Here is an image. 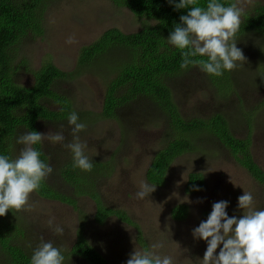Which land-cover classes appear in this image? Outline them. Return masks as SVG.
I'll return each instance as SVG.
<instances>
[{
    "label": "rangeland",
    "instance_id": "rangeland-1",
    "mask_svg": "<svg viewBox=\"0 0 264 264\" xmlns=\"http://www.w3.org/2000/svg\"><path fill=\"white\" fill-rule=\"evenodd\" d=\"M255 4L264 5V0H242L244 12ZM42 23L40 35L27 34L20 39L18 58L26 59L30 68L35 70L50 60L69 74L55 81L53 90L67 97L73 108L86 116L79 121L87 126L79 133L80 140L87 143L85 154L92 162H109L112 168L108 174L91 180L94 189L106 207L125 212L136 226L115 216L99 224L94 218L93 199L89 195H74L72 188L57 174L58 167L73 159L70 150L62 144L45 141L42 148L46 159L51 158L47 163L53 168L45 181L62 194L74 197L76 209L42 198L34 192L29 201L33 205L30 210L8 212L27 230L25 243L36 247L43 237L68 253L77 232L82 230L108 264H126L134 248L147 249L157 241L164 245L159 249L160 254L171 256L176 264H198L196 260L203 258L207 244L194 240L192 230L207 219L214 202L228 201V216L239 218L242 211L238 209L237 201L245 191L253 194L254 208L264 210L262 185L211 135L199 141L200 148L195 152L185 153L172 162L163 185L155 186V191L148 197L136 199L135 193L141 182H147L146 170L153 155L171 137L168 118L152 100L146 98L135 99L117 110L115 118L98 117L107 81L112 77L108 61L100 57L86 67H79L77 57L81 46L91 43L105 30L115 27L123 33L136 32L142 20L110 0H47ZM69 37L74 38V43H66ZM236 40L246 62L231 71L235 85L231 93L219 95L199 67L171 77L167 83L185 118H207L217 112L222 113L232 135L250 139L252 158L264 171V33L247 32L236 35ZM114 55L117 58L115 52H109L107 58L113 59ZM16 81L29 86L33 83V76L20 68ZM48 103L46 105L51 109L58 107L51 101ZM38 128L43 134L50 130H63L65 143L72 140L68 122L39 121ZM25 132L21 129L17 137ZM16 138L12 145L14 157L23 147L16 143ZM192 172L202 174L204 184L199 191L188 193L185 186ZM179 204L186 205L188 212L181 220H175L171 209ZM52 216L55 224L64 229L63 235H57L48 225ZM0 264H9L1 252ZM63 264L86 263L78 257L68 256Z\"/></svg>",
    "mask_w": 264,
    "mask_h": 264
},
{
    "label": "trees",
    "instance_id": "trees-1",
    "mask_svg": "<svg viewBox=\"0 0 264 264\" xmlns=\"http://www.w3.org/2000/svg\"><path fill=\"white\" fill-rule=\"evenodd\" d=\"M117 7L128 9L135 17L142 20L139 30L123 33L113 27L105 30L98 38L80 47L77 57L79 67H86L93 60L106 58L110 68L100 118H115L116 111L125 108L138 98L152 100L168 118L170 139L153 155L146 170V180L154 186L163 185L166 173L172 162L179 156L195 152L200 148L199 141L211 135L217 139L264 189V171L255 163L250 153V139H240L230 133L228 121L222 113L217 112L209 117L193 116L185 118L174 100L168 79L186 73L193 67L181 70V54L178 49L167 44V38L174 25L179 24V17L187 10H174L168 0H110ZM47 0H0V155L14 157V140L18 132H39V121L50 123L68 122L72 111L78 114L79 121L86 116L76 111L71 101L53 90L55 81L69 74L61 71L50 60L44 61L38 69H31L27 60L18 58L17 46L20 39L29 34L37 36L42 33V18ZM176 3L179 0H175ZM206 5L208 0H198ZM228 4L232 0H219ZM239 31L236 35L247 32L264 33V5L255 4L244 12ZM109 52H115L117 58L108 59ZM203 59H206L203 58ZM20 68L30 72L33 83L20 85L16 75ZM209 77L219 95L232 92V72H225L220 77ZM48 101L56 104V109L46 105ZM49 104V103H48ZM41 151V159L46 155L42 145L34 146ZM112 170L107 161L93 162L90 172L73 167L69 159L58 167L57 174L73 190L76 196L89 195L95 204V220L101 224L110 216L135 225L126 213L106 207L100 195L94 189L91 180L108 174ZM204 184L200 173L188 175L185 191H199ZM199 189V190H194ZM40 197L58 201L76 209V199L62 194L59 190L44 181L36 192ZM184 204L175 205L171 216L181 220L187 215ZM12 214L0 217V252L10 264H30L31 247L25 231ZM136 226V225H135ZM141 237L139 233L138 238ZM21 241V242H20ZM25 246H22V245ZM64 260L68 256L78 257L86 264H108L86 238L82 230L75 236V241L68 253L62 251Z\"/></svg>",
    "mask_w": 264,
    "mask_h": 264
},
{
    "label": "clouds",
    "instance_id": "clouds-1",
    "mask_svg": "<svg viewBox=\"0 0 264 264\" xmlns=\"http://www.w3.org/2000/svg\"><path fill=\"white\" fill-rule=\"evenodd\" d=\"M168 2L174 10H187L179 17V24L174 25L166 40L168 45L180 51L181 70L198 66L204 73L220 77L246 62L236 40L244 14L242 0H232L227 5L219 0H208L206 5H200L198 0ZM66 43H74V38L69 37ZM68 125L71 127L70 142L65 143L63 130H50L46 134L26 131L16 138V143L23 147L15 157L0 155V217L9 211L30 210L33 207L29 203L31 195L39 191L53 172L51 165L41 159V151L34 146L45 141L62 144L70 150L74 168L87 172L92 170L93 162L85 154L87 143L79 137L86 124L79 122L78 114L72 111ZM154 191L155 186L142 181L135 198L142 200ZM237 204L242 211L239 218L228 216V201L214 202L207 219L192 230L194 240L207 244L203 258L196 260L198 264H264V210L254 208L251 192L243 191ZM47 223L57 235H63L64 229L55 224L54 216ZM163 247V242L157 241L147 249L134 248L126 264H176L171 256L160 254L159 249ZM63 261L61 249L41 237L30 264H63Z\"/></svg>",
    "mask_w": 264,
    "mask_h": 264
}]
</instances>
